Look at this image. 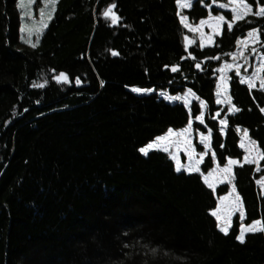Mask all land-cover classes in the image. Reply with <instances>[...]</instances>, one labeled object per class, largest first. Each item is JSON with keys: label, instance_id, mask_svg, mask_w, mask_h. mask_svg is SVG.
Returning a JSON list of instances; mask_svg holds the SVG:
<instances>
[{"label": "trees", "instance_id": "1", "mask_svg": "<svg viewBox=\"0 0 264 264\" xmlns=\"http://www.w3.org/2000/svg\"><path fill=\"white\" fill-rule=\"evenodd\" d=\"M177 1L56 0L33 48L21 37L17 0H0V264H264V233L240 243L237 215L227 235L219 230L211 213L230 186L209 188L202 174L215 161L247 157L245 130L264 152V91L232 71L239 111L217 104L215 92V67L239 37L260 29L264 52V17L231 31L223 24V35L200 47L186 43ZM112 4L117 25L103 16ZM218 4L193 0L184 13L191 23L219 12L231 19ZM60 72L71 84L55 82ZM186 90L196 96L189 106L166 98ZM202 113L203 124L195 119ZM190 119L196 135L211 131L209 148L196 143L205 153L199 173L176 172L162 150L141 153ZM262 175L260 159L232 168L246 223H264Z\"/></svg>", "mask_w": 264, "mask_h": 264}, {"label": "snow or ice", "instance_id": "2", "mask_svg": "<svg viewBox=\"0 0 264 264\" xmlns=\"http://www.w3.org/2000/svg\"><path fill=\"white\" fill-rule=\"evenodd\" d=\"M36 2H37V0H27V2H25V0H20L19 8L21 10H26L27 8H29L32 4H34ZM55 2H56V0H49V4L46 6H52L53 11H54L55 10L54 9ZM178 2H179L180 8H182V9H187V8H190L192 6V0H178ZM255 3H256V10L254 11L253 10V4L249 3V0H226V2L224 4L220 5V7L221 8H228L230 10V12L232 13L231 20H226L224 15H217V16L210 17V19L208 21L201 20L199 27H193L192 25H190L187 22L188 18L181 14L180 15V23L183 24L184 28L188 29L191 32H199L200 36H201L200 47H204L205 41H207L209 44L215 43L214 35L215 36L223 35V31H224L223 27H222L223 24H226L227 29L229 31H231L236 22L246 21L248 23H251V21L247 20V18L249 16L264 17V5L260 4L259 0H255ZM115 7H116L115 4H112L110 7H108L103 12L104 18L110 19L112 25H117L120 22V20L122 19L114 11ZM41 15L43 16L44 14L41 13ZM28 16H29V13L27 11H24V17L27 18ZM47 18H48V20H51V18H52L51 13L47 14ZM206 23L209 25L210 28L213 29V35H208L207 37H205V34L202 31V28ZM41 25H42V28L47 27V23H45L43 20L41 21ZM22 31H25L28 33L29 38L25 40V43L31 44V46L33 48H35L37 46V44L33 43L31 38H30L33 30L26 26L25 28L22 29ZM260 35H261V30L254 28L253 30H251L247 33V37L245 39L238 40L237 44L242 49H247V48H249L250 45H255V44L261 42L260 41ZM185 39L187 40V38H185ZM38 41H39V30L37 31V42ZM187 43L192 44L193 41L187 40ZM251 51L253 53H255L257 51V49L253 46V47H251ZM111 54L113 56L118 55V53L115 51H113ZM240 55L242 56L243 52H241ZM214 58L218 59V57H214ZM232 59L236 60L237 56L233 55ZM262 60H264V58H262ZM195 66L197 68H199L200 64L197 63ZM232 68H233L232 64H225L224 67L218 69V71L221 73H225L228 69H232ZM235 68H236V74H237V76H239L240 65H236ZM171 70L173 72H176L178 69L176 67H173ZM262 70H264V63H262L260 69H257L256 73H254L252 76L248 77L247 80L241 79L240 83H247L249 88H254L255 87V80L257 78H259V72ZM55 80L57 83H69V77L65 73H59V75H57L55 77ZM220 80H221V88H222V90H224V86L226 83V77L224 75H221ZM80 83H81V80L79 78H76L75 84L79 85ZM33 86L37 87V88H43L45 85L44 84H34ZM101 86H103L102 81H101ZM260 88L264 89V79H261ZM131 90L133 92H136V93H148V92L152 91V89H141V88H136V87H133ZM217 95L219 96L220 93L218 92ZM166 98L169 100H181V99H183L184 103L186 105L190 103L189 100L187 99V97L168 96ZM225 102L231 103V97H226L224 100L217 99V101H216V103H218V104L219 103H225ZM200 107L201 108L206 107V105L204 104L203 101L200 102ZM229 111L230 112L231 111H239V109L233 107V108H230ZM261 111H264V109H261ZM216 116H219V112L216 113ZM195 119L200 121L201 124L204 123L203 114L197 115L195 117ZM220 123H221V125H227V120H221ZM191 126H192L191 121H189L188 127H186L185 129H183L180 132H175L172 129H168L166 135H162V136L158 137L155 140V142L148 144L147 147L141 148L140 149L141 153L147 155L150 149L162 150L163 152L168 153L169 147L166 145L165 142H168L170 144L172 142L170 140L171 137H185V136H187L191 131ZM210 136H211V131H209V134L207 136H201V143L204 144L205 148L210 147V144L208 143ZM243 136H244V139L246 141H248V152H249V156L244 158V163H257L258 161H257L256 157H259L260 160H264V152L258 151V146L255 144V142L249 140L247 130L244 131ZM186 143L189 145V147H191L190 141H186ZM244 146L245 145L242 143L241 147H244ZM253 152L256 153V157L252 156ZM170 155H171V153H170ZM212 155L215 156V153H212ZM171 158L176 161V166H175L176 172L179 173L182 170H185L189 173H199L200 168L198 165L203 161L204 156L201 155L199 157V159H195L193 156V152L192 151L188 152V158L192 162L189 165H187V167H185L184 165L181 164L179 158L176 155H171ZM237 164H239V161H237V160H228L227 165L224 168H219V166H217V167H218L220 172L227 174L224 177V179H229L230 177L234 179V177L232 176V166L237 165ZM240 166H243V165H240ZM215 174H216V172L214 170L212 173H209V176L204 177V183L207 184V186L209 188H212V189H214L215 186L209 182V177L213 176ZM221 182H223V180ZM260 183L262 185H264V181H260ZM233 193H235V186H233ZM221 203H223V200L221 201ZM237 212L239 213V219L241 221H244L246 219V213L244 211L243 201L241 200V198L238 194L235 195L234 200H232V206L227 211V214H222V210L219 208L216 211H213L211 214H212V216L216 217L217 221H219V225H218L219 230L222 233H224L225 235H227L229 232V229L232 227V216ZM257 232L264 233V223H262L261 220L257 219L247 226H245L243 223H241V226L239 229V234L236 236V239L240 243L243 244L245 242V235L247 233H257ZM155 251L156 250L153 249L154 253H155Z\"/></svg>", "mask_w": 264, "mask_h": 264}, {"label": "rangeland", "instance_id": "3", "mask_svg": "<svg viewBox=\"0 0 264 264\" xmlns=\"http://www.w3.org/2000/svg\"><path fill=\"white\" fill-rule=\"evenodd\" d=\"M25 2H27V0H25ZM211 2L212 3L217 2V3H219L218 5L220 6L221 4H224L226 2V0H224V2L223 1L211 0ZM19 3H20V0H17L18 6H19ZM48 4H49V0H37L36 3L32 4L26 10H21L19 8V10H20V18H21V22H20V33H21V37L24 39V41L26 40V37L28 36V33L25 32V31H22L23 28H25L26 26L28 28H31L33 30L31 37H33V35H36L37 36V31L38 30H39V34H41L44 31L45 28H42V25H41V21L42 20L45 23H47V25H48V23H49L50 20H48L47 14L48 13H51V15L53 16V13H54L52 6H46ZM54 9H55V4H54ZM222 9L229 10L228 8H222ZM253 10L255 11L256 8L253 7ZM24 11H27L29 13V16L27 18L24 17ZM184 11H185V9L180 8L179 2H178L179 17H180L181 14L184 15V16H186L185 13H184ZM41 13H43L44 15L42 16ZM217 15H223V14H222V12H219L217 14L211 13L210 15H208L207 17H205V18H203L201 20L208 21L210 19V17L217 16ZM226 20H231V19L226 18ZM200 21L197 22V23H191V22H189V20H187V22L190 25H192L193 27H199L200 26ZM255 29H257V28H255ZM251 30H253V29H251ZM251 30H249V31H251ZM202 31L205 34V37H207L208 35H213V29L210 28L207 23L203 26ZM247 33L244 36L239 37L237 39V41L240 40V39H245L247 37ZM214 37H215V35H214ZM185 38H187V40H192V41L193 40H197L199 43H201V36H200V33L199 32H191V31L188 30V34L186 35ZM187 40L185 39L186 43H187ZM237 41H236L235 49L232 52L229 53V58L228 59H224V58L221 59V61L219 62V64L215 67V69L218 72V75H217V83H216V90H215V92H216V101H217V99L224 100L226 97H230V95H229V79H230V73L232 71H234L236 73V68H235L236 65H240V74H239L240 80L241 79L247 80V78L250 77V76H252L254 73H256L257 72V69H260L262 63H264V60H262V58H264V52L259 49L258 43L255 44V45H250L249 48H247V49H242L237 44ZM205 45H209V43L207 41H205ZM253 46L257 49V51L255 53H253L251 51V47H253ZM241 52H243V55L242 56L240 55ZM233 55H236L237 56V59L236 60H233L232 59V56ZM225 64H232L233 65V68L232 69H228L225 73L219 72L218 69L223 68ZM57 75H59V74H57ZM221 75H224L226 77V83H225V86H224V90H222V88H221V80H220ZM261 79H264V70H262V71L259 72V78H257L255 80V87L254 88L257 87V88L261 89L260 88ZM74 83H75V81H74ZM58 84L59 85H68V84H71V80L69 79V83H58ZM262 90L264 91V89H262ZM218 92L220 93L219 96L217 95ZM177 96L187 97V99L189 100V102L192 100V98L193 99L196 98V96H194L192 94V92H190L189 90H186V91L182 92L180 95L178 94ZM219 105H221L223 107L225 106L228 109L235 107L232 102L231 103H227V102H225V103H219ZM187 106H189V105L187 104ZM262 108L264 109V107H262ZM263 113H264V111H263ZM213 117L218 119V116H216V112L214 113V116ZM190 121H192V119H190ZM191 125H192L191 126V131H190V133L187 136H185V137H171L170 140L172 142L170 144L168 142H165L166 145L169 147V152L168 153L169 154L171 153V155H176L179 158L181 164L184 165L185 167H187V165H189L192 162L188 158V152L192 151L193 152V156H194L195 159H199V157L201 155L204 156V154H205L204 152H197L196 143L198 142V140H200V142H201V136H207L209 134V131H207L206 128H205V131H206L205 133H200L199 132L196 135V133L193 130L194 129L193 128V122H191ZM186 127H188V124H187V126L185 125V126L179 127V128L171 127L169 129H172L175 132H180L183 129H185ZM167 131L165 133H162L161 135L157 136L152 142L147 143L146 145L142 146L141 148L147 147L148 144L155 142V140L158 137H160L162 135H166L167 134ZM249 140H251V139H249ZM186 141H190L191 142V147H189V145L186 143ZM251 141H253V140H251ZM208 143L210 144V139H209ZM242 143L245 145L244 146V149L247 152V156H249V152H248V141H246L243 138ZM150 150H152V149H150ZM258 151H259V149H258ZM252 156L253 157H256V153L253 152L252 153ZM256 159L259 162V157H256ZM228 160H237V161H239V163L244 162V159L239 160L237 158H231V157L228 158ZM173 161H174V164L176 166V161L175 160H173ZM258 162L257 163H254V164H258ZM200 164L198 165L199 168H200ZM226 165H227V163H225L224 165H218L216 163V161H215V165L213 167H211L207 172L202 173L203 174V177H205V176H209V173H212L215 170L216 174L209 177V182L212 183L214 186L219 185L220 183H227L230 186V189H229L228 192L223 193V194H220L218 196V198H217L218 205H217L216 210L218 208L221 209L222 210V214H227V211L232 206V200H234L235 195H237L236 191H235V193H233L232 178L230 177L229 179H224V177L227 174H225L223 172H220L219 169H218V167H217V166H219V168H224ZM233 166H232V168H233ZM222 180H223V182H221ZM260 181H264V175H262L257 180V183L259 185L260 190L264 193V185H262L260 183ZM222 200H223V203H221ZM235 215H237L238 216V219H239V214H234L232 216V220H233V218H234ZM239 221H240V226H241V223H243L245 226H247V225H249V224L252 223V222L251 223H246L245 221H241L240 219H239Z\"/></svg>", "mask_w": 264, "mask_h": 264}, {"label": "bare ground", "instance_id": "4", "mask_svg": "<svg viewBox=\"0 0 264 264\" xmlns=\"http://www.w3.org/2000/svg\"><path fill=\"white\" fill-rule=\"evenodd\" d=\"M192 3H193V0H192ZM177 7H178V1H177ZM183 43H184V39H183ZM187 126V125H186ZM171 156V155H170ZM238 213V212H237ZM236 214V213H235ZM255 220H257V219H255ZM255 220H253V221H255ZM260 220V219H259Z\"/></svg>", "mask_w": 264, "mask_h": 264}, {"label": "water", "instance_id": "5", "mask_svg": "<svg viewBox=\"0 0 264 264\" xmlns=\"http://www.w3.org/2000/svg\"><path fill=\"white\" fill-rule=\"evenodd\" d=\"M172 68H173V67H172ZM172 68H171V69H172ZM176 68L179 69V66H176ZM60 73H63V72H60ZM78 86H80V84H79Z\"/></svg>", "mask_w": 264, "mask_h": 264}]
</instances>
